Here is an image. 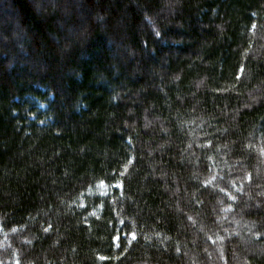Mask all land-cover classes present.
<instances>
[{
	"label": "trees",
	"instance_id": "trees-1",
	"mask_svg": "<svg viewBox=\"0 0 264 264\" xmlns=\"http://www.w3.org/2000/svg\"><path fill=\"white\" fill-rule=\"evenodd\" d=\"M0 226V264H264V0H0Z\"/></svg>",
	"mask_w": 264,
	"mask_h": 264
},
{
	"label": "rangeland",
	"instance_id": "rangeland-1",
	"mask_svg": "<svg viewBox=\"0 0 264 264\" xmlns=\"http://www.w3.org/2000/svg\"><path fill=\"white\" fill-rule=\"evenodd\" d=\"M40 107L45 108L46 106L44 104H39ZM122 185L121 183H114L109 184L106 182H99L96 183L94 186L90 187V189L86 192L85 197L81 199V205H87L89 198L94 199L96 197H105L112 195L114 193V190L121 189ZM101 206H96L94 209V212L100 210ZM0 232H2V227L0 226Z\"/></svg>",
	"mask_w": 264,
	"mask_h": 264
},
{
	"label": "bare ground",
	"instance_id": "bare-ground-1",
	"mask_svg": "<svg viewBox=\"0 0 264 264\" xmlns=\"http://www.w3.org/2000/svg\"><path fill=\"white\" fill-rule=\"evenodd\" d=\"M113 184V183H112Z\"/></svg>",
	"mask_w": 264,
	"mask_h": 264
}]
</instances>
